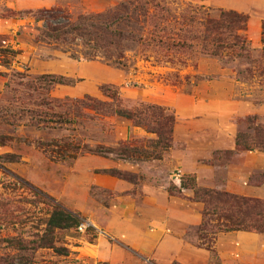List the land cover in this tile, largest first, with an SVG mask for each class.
I'll return each instance as SVG.
<instances>
[{"label": "rangeland", "instance_id": "obj_1", "mask_svg": "<svg viewBox=\"0 0 264 264\" xmlns=\"http://www.w3.org/2000/svg\"><path fill=\"white\" fill-rule=\"evenodd\" d=\"M118 1L0 0V8L21 13L59 8L74 19ZM165 1L176 13L201 6L210 17L218 11L246 16L243 34L252 62L230 53L220 58L196 55L181 66L176 61L180 54L164 63L163 51L151 54L148 44L125 52L122 67L98 58L75 60L60 46L35 41L40 23L33 17L0 19V50L18 51L13 58L0 52V166L10 173L0 172V201L17 207L0 224L1 256H20L27 264H104L96 261L98 251L107 244L124 246L116 237L124 227V210L133 213L128 225L138 229L162 218L168 227H177L169 210L197 215L198 224L178 227L179 235L213 252L218 221L203 218V204L180 184L264 203V75H259L264 68L259 56L264 0ZM41 75L70 84L39 90L34 78ZM102 87L116 89L121 107L148 105L171 113L169 148L156 153L154 135L106 108L94 111L90 106L110 101ZM238 135L249 150L236 148ZM123 142L135 149L127 160L95 152ZM17 178L78 214L83 223L55 230L51 249L31 251L33 235L40 234L50 207L34 205L36 199ZM210 264H218L214 254Z\"/></svg>", "mask_w": 264, "mask_h": 264}, {"label": "trees", "instance_id": "obj_2", "mask_svg": "<svg viewBox=\"0 0 264 264\" xmlns=\"http://www.w3.org/2000/svg\"><path fill=\"white\" fill-rule=\"evenodd\" d=\"M201 9V6H187L176 13L171 12L172 9L165 0H119L114 6L102 12L78 15L74 19L68 17L59 8L21 13L1 7L0 19H21V14L24 17L28 15L33 17L35 23H40L35 41L60 46L63 52L68 53L69 57L75 60L98 58L122 67L125 52L148 44L151 54H155L156 50L163 51L164 63H172L175 56L180 54L182 59L178 58L176 61L181 66H185L186 61L196 55L220 58L230 53L241 60L252 62L251 50L243 34L247 22L246 16L234 11H218L216 17H210ZM260 35L259 56L264 61V23L261 25ZM0 52L10 58L18 54V51L10 48L2 49ZM147 58L144 56L143 59ZM259 75H264V68L259 71ZM34 82L39 90L70 84L61 77L49 75L35 77ZM101 92L110 101L90 106L94 111L106 108L110 115L127 120L134 127L154 135L155 140L152 143L156 153L164 152L169 148L173 124L171 113L163 108L148 105L127 109L119 105V95L115 88L102 87ZM50 116H53V113ZM54 116L61 120L59 114ZM240 137L241 135L236 136V148L249 150L250 147L240 142ZM261 147L264 149V143ZM134 150L133 147L128 146V143L123 142L117 144L115 149L96 148L95 152L104 155L113 154L122 160H127ZM0 172L3 175L10 174L2 166ZM17 180L36 199L34 205L44 204L50 207L49 213L41 223L40 234L33 235L36 241L32 242L35 247L31 248V251L51 249L55 230L76 228L83 223L78 214H72L54 203L52 198L24 180L20 178ZM179 188L191 190L192 199L203 204L201 212L203 218L207 216L216 218L218 223L212 233L213 236L234 231L264 232L263 202L198 188L194 183L180 184ZM167 192L171 193L169 190ZM15 211L17 207L0 201V224L6 217L12 218ZM201 226L204 227L203 224ZM207 250L211 251L210 247ZM0 264H27V261L20 256L0 255Z\"/></svg>", "mask_w": 264, "mask_h": 264}, {"label": "crops", "instance_id": "obj_3", "mask_svg": "<svg viewBox=\"0 0 264 264\" xmlns=\"http://www.w3.org/2000/svg\"><path fill=\"white\" fill-rule=\"evenodd\" d=\"M172 212L169 210L167 215L177 221V227H168L167 219L162 218L152 223V227L138 229L128 225L133 213L122 211L124 227L116 237L124 246L105 245L104 249L98 251L96 261L104 264H138L142 259L148 264H210L214 254L218 264H264V234L244 231L219 233L212 252L185 242L179 235L178 227L198 224V216ZM148 218H154V213Z\"/></svg>", "mask_w": 264, "mask_h": 264}]
</instances>
